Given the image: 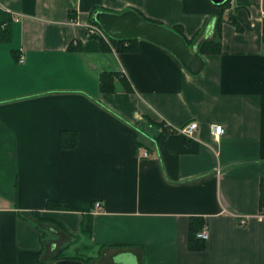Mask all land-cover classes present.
<instances>
[{"label": "crops", "instance_id": "0c3cea01", "mask_svg": "<svg viewBox=\"0 0 264 264\" xmlns=\"http://www.w3.org/2000/svg\"><path fill=\"white\" fill-rule=\"evenodd\" d=\"M220 5L0 0V264H55L62 249L91 264L124 253L138 264H264V0ZM130 9L180 26L198 53L222 13V52L199 53L193 74L145 39L136 52L103 49L89 25ZM106 70L132 91L101 92ZM192 121V137L177 131ZM63 130L78 133L74 149L60 147ZM56 200L72 210L47 208ZM193 217L209 232L203 250L189 248Z\"/></svg>", "mask_w": 264, "mask_h": 264}, {"label": "trees", "instance_id": "16d2710c", "mask_svg": "<svg viewBox=\"0 0 264 264\" xmlns=\"http://www.w3.org/2000/svg\"><path fill=\"white\" fill-rule=\"evenodd\" d=\"M228 0L223 3L220 6H225L227 4ZM140 13V12H139ZM141 14V13H140ZM142 15V14H141ZM72 16V15H71ZM145 19L148 21L156 22L159 24H162L161 22L157 20H152L144 15H142ZM6 18L0 19V25L1 27L5 28L3 29V34L7 35L6 27L8 26L5 24ZM224 21V16L222 13L219 16L218 23H217V28L219 31V37L216 40H209L201 43L198 46V51L201 54H216L222 52V42L220 40V30H221V25L222 22ZM93 23L99 25V23L94 20L92 21ZM7 23V22H6ZM175 32H177L179 35H181L185 41L187 46H190V40L186 39L183 35L182 28L179 26L175 29H172ZM108 37V36H107ZM102 42V47L103 49H110L114 48L117 52H136L138 50V45L137 42L140 39H113L108 37V39H105L101 36H99ZM118 83H121L123 90L125 91H132L131 83L127 76L120 70H106L103 71L100 75L99 78V85H100V90L101 92H108V93H113L118 90ZM163 124V123H160ZM165 128V127H164ZM163 128V129H164ZM79 138H78V133L74 130H63L60 133V138H59V144L62 149L65 150H71L74 149L77 144H78ZM144 145L143 142L139 141L138 146L142 147ZM260 206L261 209L264 212V178L261 180V185H260ZM47 208L49 209H64V210H72V206L67 204L65 201H49L47 204ZM37 216H40V219L46 220L45 217H42L39 213H36ZM82 233L89 235L91 233L92 229V222L90 219H87L84 223H82ZM204 225V220L201 217H193L190 222V228H189V248L193 251H198V250H203L205 248V241L197 236V233L202 229ZM64 249H62L59 253H56L55 260L59 261L62 259H66L69 256L62 254ZM85 263L91 264L90 260H86Z\"/></svg>", "mask_w": 264, "mask_h": 264}, {"label": "water", "instance_id": "95a60500", "mask_svg": "<svg viewBox=\"0 0 264 264\" xmlns=\"http://www.w3.org/2000/svg\"><path fill=\"white\" fill-rule=\"evenodd\" d=\"M227 0H213L220 5ZM96 21L104 33L113 39H145L168 49L193 74L199 73L204 66V59L198 52H192L185 39L174 30L162 24L148 21L138 11L128 10L123 13L100 12ZM132 258V259H131ZM118 264H138L136 256L130 253L117 255ZM55 264H87L82 260L67 258Z\"/></svg>", "mask_w": 264, "mask_h": 264}, {"label": "built area", "instance_id": "2783aa9c", "mask_svg": "<svg viewBox=\"0 0 264 264\" xmlns=\"http://www.w3.org/2000/svg\"><path fill=\"white\" fill-rule=\"evenodd\" d=\"M89 32L93 35L101 36L105 39H108L107 35L104 33L103 29L99 25H89ZM20 62H23V59L20 60ZM198 123L196 121L189 122L188 124L184 125L183 127H180L177 131L185 134L187 137H192L195 130L198 129ZM212 132L216 138H219L222 134L225 132V127L222 124H214L212 126ZM144 156L148 157V151L144 152ZM97 206L99 207L100 204L97 203ZM2 205L0 204V209ZM241 224L244 225L245 221H241ZM197 236L203 240H207L209 238V232L207 229H202L197 233Z\"/></svg>", "mask_w": 264, "mask_h": 264}, {"label": "rangeland", "instance_id": "374dc122", "mask_svg": "<svg viewBox=\"0 0 264 264\" xmlns=\"http://www.w3.org/2000/svg\"><path fill=\"white\" fill-rule=\"evenodd\" d=\"M93 24H95V23H91V25H93ZM96 25V24H95ZM74 252V251H73ZM132 259V258H131ZM132 262H133V264H136V262L135 261H133L132 260ZM127 264H129V262H127Z\"/></svg>", "mask_w": 264, "mask_h": 264}]
</instances>
